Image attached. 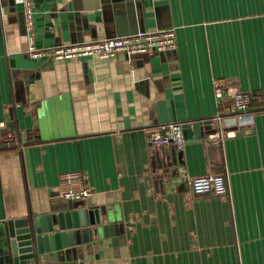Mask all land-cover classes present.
I'll use <instances>...</instances> for the list:
<instances>
[{"label":"crops","instance_id":"0c3cea01","mask_svg":"<svg viewBox=\"0 0 264 264\" xmlns=\"http://www.w3.org/2000/svg\"><path fill=\"white\" fill-rule=\"evenodd\" d=\"M115 1L30 0V36L23 0H0V122L34 138L18 150L0 137V254L7 220L67 202L61 177L79 173L72 188L90 190L85 207L105 212L107 235L41 264H264V110L186 140L182 181L164 193L146 140L169 123L209 125L214 80L264 93V0H138L145 31H174L172 50L30 57V38L38 49L106 38ZM207 175L224 178L225 195L192 193Z\"/></svg>","mask_w":264,"mask_h":264},{"label":"water","instance_id":"95a60500","mask_svg":"<svg viewBox=\"0 0 264 264\" xmlns=\"http://www.w3.org/2000/svg\"><path fill=\"white\" fill-rule=\"evenodd\" d=\"M143 3L138 0H116L104 24L106 38L126 36L145 31ZM25 32V20H23ZM218 130L211 124L200 126L198 122L184 123L182 135L185 141L199 142ZM209 140V139H207ZM156 172L154 185L161 191L172 188L182 181V149L175 146L155 148ZM102 217V218H101ZM105 212L99 215L96 208L85 207L84 201L50 203L41 213L30 208L21 217L6 222V247L0 254V264H41L42 260L52 258L53 254L66 253L79 248L86 240L106 236L108 232Z\"/></svg>","mask_w":264,"mask_h":264},{"label":"built area","instance_id":"2783aa9c","mask_svg":"<svg viewBox=\"0 0 264 264\" xmlns=\"http://www.w3.org/2000/svg\"><path fill=\"white\" fill-rule=\"evenodd\" d=\"M24 2L25 30L31 36L34 30L32 6L30 0ZM176 44V37L172 29H159L156 31H138L126 36L104 38L97 41L77 42L69 45L52 46L47 49H38L34 46L32 38L28 45V53L33 59L52 58L54 60H71L79 58L99 57L109 59L115 57L119 52L127 55L145 54L149 51L166 52L172 50ZM214 95L217 106V113L211 119L213 127H216L222 120L229 122L239 114H245L249 108L254 92H237L233 89L227 90L223 80H214ZM233 116V117H231ZM182 123H169L164 126L151 128L146 133L147 143L154 147L175 146L182 149L184 139L182 135ZM220 130L210 134L208 139L219 137ZM228 131L226 135H232ZM0 137L5 147L23 149L27 144V136L21 133L19 138L5 128L0 122ZM79 173L63 175L62 181L67 184L66 193L62 194L65 199L83 201L90 196V190L86 187L74 189L72 186L79 181ZM189 188L194 195L223 196L226 193L224 178L217 175H207L193 178L189 182Z\"/></svg>","mask_w":264,"mask_h":264},{"label":"trees","instance_id":"16d2710c","mask_svg":"<svg viewBox=\"0 0 264 264\" xmlns=\"http://www.w3.org/2000/svg\"><path fill=\"white\" fill-rule=\"evenodd\" d=\"M258 110V111H263L264 110V93L262 92H254V98L251 100L249 104V108L246 113H249L250 110ZM14 134V133H13ZM15 137H17L16 134H14ZM27 136V143L30 144L34 141V138L32 135L28 132L26 133Z\"/></svg>","mask_w":264,"mask_h":264}]
</instances>
